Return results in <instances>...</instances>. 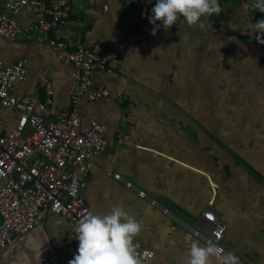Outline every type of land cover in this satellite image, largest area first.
Segmentation results:
<instances>
[{"label": "crops", "instance_id": "crops-1", "mask_svg": "<svg viewBox=\"0 0 264 264\" xmlns=\"http://www.w3.org/2000/svg\"><path fill=\"white\" fill-rule=\"evenodd\" d=\"M153 7L72 0L71 17L55 32L105 54L113 72L95 71L94 85L122 93L120 100L81 101L80 114L104 124L108 140L81 174L83 195L94 214L123 206L141 223L134 242L154 253L143 264H188L186 238L204 245L209 209L225 227L220 245L240 263L264 264V44L257 40L264 37L253 31L246 5L227 4L203 28L181 17L165 30L158 21L156 43L150 49L143 43L139 52L128 32L139 24L127 23L128 16L132 8L142 13ZM111 32L119 48L114 57ZM123 37L132 45L125 47ZM0 55L8 64H26V79L14 85L17 97L46 99L39 85L45 76L53 82L55 104L69 107L73 65L60 60L44 37L24 28L18 39L1 41ZM17 120L13 111L4 112L6 130ZM38 226V235L19 238L0 264H48L50 256L68 264L74 258L67 252L78 241L66 217L50 213Z\"/></svg>", "mask_w": 264, "mask_h": 264}, {"label": "built area", "instance_id": "built-area-1", "mask_svg": "<svg viewBox=\"0 0 264 264\" xmlns=\"http://www.w3.org/2000/svg\"><path fill=\"white\" fill-rule=\"evenodd\" d=\"M119 2L125 7L156 4V0ZM251 2L219 0L221 7L247 5L255 24L264 19V13L253 10ZM71 12L72 0H0V44L3 39H18L26 28L29 35L44 37L60 60L72 63L71 75L75 81L67 109L55 104L53 82L45 76L39 78V85L46 99L41 100L38 94L19 98L14 94V85L26 79V64L22 60L8 64L0 55V252L40 225L50 213L66 217L71 236L76 239L79 220L91 212L83 195L85 184L81 174L87 161L107 147L108 140L103 136L104 124L80 114L81 101L84 97L96 101L110 95L120 100L122 93L94 85L95 71L113 72L105 54L71 35L55 33L66 25ZM253 31L261 37L254 28ZM6 110L18 115L16 125L7 130L4 127ZM115 177L121 179L119 174ZM140 195L146 196L143 191ZM204 216L209 221L210 235L196 233L205 241L218 240L220 244L224 225L211 209L205 211ZM78 246L79 242L70 246L67 254L74 257ZM134 246L142 259L154 255L136 241Z\"/></svg>", "mask_w": 264, "mask_h": 264}, {"label": "clouds", "instance_id": "clouds-1", "mask_svg": "<svg viewBox=\"0 0 264 264\" xmlns=\"http://www.w3.org/2000/svg\"><path fill=\"white\" fill-rule=\"evenodd\" d=\"M250 6L264 13V0H252ZM220 12L219 0H156L152 15L148 17L149 23L155 26L151 34L156 35L157 21L168 30L182 17L189 27L199 25L203 28L207 17ZM253 28L264 37V19L258 20ZM257 40L264 44V38ZM141 231V223L123 206H114L107 214L88 212L75 229L79 246L68 264H143L134 246ZM186 239L190 241L188 264H240L239 257L233 251H226L218 240H207L201 245L191 236Z\"/></svg>", "mask_w": 264, "mask_h": 264}, {"label": "rangeland", "instance_id": "rangeland-1", "mask_svg": "<svg viewBox=\"0 0 264 264\" xmlns=\"http://www.w3.org/2000/svg\"><path fill=\"white\" fill-rule=\"evenodd\" d=\"M150 7H153V5ZM132 9H133L132 12L128 16L129 19L127 20V23H130V25L139 24V26H130L132 29H129L128 32L132 33V35L135 36V39L139 41L138 44L140 43L139 44L140 47L138 46V50H139V52H142V46L141 45L143 43L146 45L147 49H150L152 47V44L156 43L155 37L151 34L152 30H150L147 26H144L145 24L149 25L148 17L151 16L150 13H152V11L146 10V11L141 13L140 11H137V8H132ZM114 34H115V32H113V33L111 32L108 35V40H109L110 44L112 45L113 48H116V50L109 53V55L111 57H114V56L119 54V48L117 47V44H116L117 38H115ZM36 38H38V37H36ZM122 43L125 47H129L132 45V39H130L128 37H123ZM146 54H148V53L146 52ZM112 82H113V79L110 81V83L112 84ZM84 99H86V98H84Z\"/></svg>", "mask_w": 264, "mask_h": 264}, {"label": "water", "instance_id": "water-1", "mask_svg": "<svg viewBox=\"0 0 264 264\" xmlns=\"http://www.w3.org/2000/svg\"><path fill=\"white\" fill-rule=\"evenodd\" d=\"M39 227V226H38ZM38 227H35L33 230H31V231H29L28 233H26V234H24V235H22V236H20L19 238H22L21 240H23V239H26L27 237L28 238H30V237H34L35 236V234L36 235H38ZM17 239L16 241H14L12 244H10L7 248H5L4 250H2L1 252H0V258H3V256L5 255V254H7L16 244H17V241H19L20 239ZM50 258H51V256H50ZM48 259L47 260V263L48 264H55L54 263V261L52 260V259ZM59 264H61L60 262H59Z\"/></svg>", "mask_w": 264, "mask_h": 264}]
</instances>
